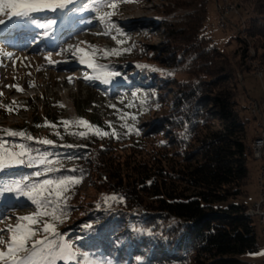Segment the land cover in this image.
<instances>
[{
	"label": "trees",
	"instance_id": "trees-1",
	"mask_svg": "<svg viewBox=\"0 0 264 264\" xmlns=\"http://www.w3.org/2000/svg\"><path fill=\"white\" fill-rule=\"evenodd\" d=\"M208 1L196 0L197 9L194 7V13L184 22L189 25L187 32L174 30L175 23L162 20L163 25L169 26L166 30L172 28L170 36L179 44L171 52L167 64L159 62L154 52L150 53L151 59L171 68H180L183 77L167 75L156 80L161 90L156 91V101L169 110V114L157 122L159 127L151 128L145 134L136 132L133 143L123 149L115 141L127 139L123 136L126 133L94 120L102 131H115L122 137L97 135L95 147L57 145L56 150L51 147V154L59 152L51 156L59 157L66 151V155L75 159V165L74 168L60 166L62 170L49 177L72 176L83 180L92 174L94 179L89 184L99 190V200L94 205L99 211L92 210L88 216H83L79 230L67 231V234L71 233L69 241L78 253L102 256L115 264H197L208 261L210 264H264V261L251 263L243 258L245 253L258 249L256 226L245 214L249 204L243 200L249 195L248 164L254 159L252 142L256 138L248 128L257 120L247 105L251 102L262 105L264 100L258 102L249 97L245 98L247 105L240 106L241 94L235 88L211 96V84L215 82L211 66L224 50L206 31ZM237 3L250 13L246 18L248 34L259 36L260 32L264 35V7L258 0L253 3L239 0ZM260 55L262 57L264 52ZM178 56L180 58L174 63L173 58ZM228 78L235 80L233 73L224 77ZM166 88H169L167 93L172 94L170 105L164 96ZM209 102L216 110L206 107ZM55 120L61 122L57 117ZM41 122L38 118L33 125L38 127ZM156 134L164 137L165 143L146 146L144 138L152 139ZM15 139L17 144L32 152L48 149L34 140ZM8 145L11 148L12 144ZM170 146L177 148L173 153L177 157L185 156V164L165 151ZM192 146L193 150H189ZM123 150H128L127 154L121 155ZM30 168L33 173L36 171L34 167ZM97 168L104 169L106 179L96 174ZM124 178L128 180L124 182ZM81 183L67 201L68 214L72 207L70 201ZM113 194L122 197V201L105 203L104 197ZM128 221L133 230L128 229Z\"/></svg>",
	"mask_w": 264,
	"mask_h": 264
},
{
	"label": "rangeland",
	"instance_id": "rangeland-1",
	"mask_svg": "<svg viewBox=\"0 0 264 264\" xmlns=\"http://www.w3.org/2000/svg\"><path fill=\"white\" fill-rule=\"evenodd\" d=\"M77 1L75 0L74 5L70 4L66 8H73L72 12L75 9L78 10V8H74ZM222 1L209 0L207 6L206 31L213 37L216 45L224 50L222 56L215 57V63L211 66L215 80L211 84L213 85L211 96H218L220 91H224L227 88H235L241 94L240 106L247 105L248 102L245 101V98L249 97L261 102L264 100V55L260 57V54L264 52V35L260 32H258L259 36L248 34L246 18L250 13L247 12L245 7L239 6L237 3L239 0H226L235 5L237 12L230 11L226 16L228 20L226 26L220 28L218 12ZM247 1L253 3L254 0ZM78 2V5L81 4L80 8H83L89 0H80ZM258 2L264 7V0H258ZM194 7L196 9L198 7L196 0H133L130 3H120L116 14L111 17L108 23H105L97 17L105 11H109V9L104 7L100 11H96L95 6H93L88 10H83L87 11V18L84 20L80 19L82 23H85L79 26L80 30L77 29V33L73 34L69 40L61 42L58 47H54L55 39L51 40L53 45L51 47L46 43L40 47L38 46L39 48H34L33 46L38 41V38L34 36L29 41L17 40L15 32L8 34L9 36H0V48L10 52L14 51L12 52L14 54L12 59L0 56V93H2L0 95V129L24 131L32 136L34 141L42 139L52 140L53 145H46L48 147L46 152L34 151L32 153L34 155L44 154L58 161L55 165L56 167L64 165L66 168H74L75 165V159L66 155V151L58 155L59 157L51 156L59 154V152H52V154L50 152L56 150L58 148L57 145L62 147L68 145L82 148L95 147L97 143L96 137H98L93 134L95 128L90 129L87 126H79L76 123L64 125L61 123L62 121L75 122L82 118L95 127L98 126L95 125L94 120H100L103 123L111 122L116 131L127 133L123 135L127 139L115 141V144L122 145V148L128 147L130 143H133L136 132L145 134L151 128L159 127V123H157L159 119L169 114V110L162 103L156 101V91H161L159 86L156 85V80L167 75L180 79L183 74L180 73V68H171L157 63L151 59L153 55L150 53L154 52V56L159 62L162 61L167 64L166 62L171 57V52L179 44L178 40L170 36V30L173 28L174 30L187 32V26L189 25L184 22L192 16ZM71 11L69 12L72 13ZM44 12H48L49 16L51 11ZM77 13L74 12L68 15L67 19L72 20ZM0 18L5 21L9 20L7 16H0ZM48 19L53 18L47 17L46 21ZM10 20L14 27H36L34 24L20 18L13 17ZM162 20H165L166 23L170 21L175 24L170 30H166L169 26L163 25ZM57 24L58 21L53 28ZM112 24L120 30L119 33L111 27ZM36 28L38 29V27ZM104 32L109 34L98 35V33ZM120 40L125 42L119 44L118 41ZM82 41L87 43H81ZM68 45L79 46L88 53L94 52L95 49L90 46H95L100 51L96 53L94 62L103 65L106 71L119 72L121 75L111 78L108 83H104L102 79H96L95 77L99 73L86 65L80 64L79 54L76 56L72 55L74 48L62 55H56L57 52H60L61 49ZM49 48L52 51H48ZM105 49H118L121 50V54L110 55L105 58L103 52ZM123 49L131 50L124 52L122 51ZM244 51L246 52L245 56L243 54ZM49 54H51V59L57 61V63H48L45 57ZM179 58L180 56L177 59L173 58L172 61L175 63ZM14 59H20L22 63L18 64ZM140 65L145 67H140ZM232 73L235 80H231V78L224 79L225 76ZM86 74L93 78L85 79ZM69 78H71V82ZM17 87L22 89V91L17 90ZM154 88L157 89L155 90ZM152 89L154 91H152L151 97L149 93ZM164 91L166 92L164 96L168 99V105H170L172 94L167 93L169 88ZM110 105L115 107H110ZM206 107H213L212 109L216 110V107L211 102L206 104ZM9 108H12L13 111L9 112ZM258 108L257 120L251 123L248 128L254 134L264 132V103L258 105ZM127 114L136 116V119H129ZM122 116L124 119H121ZM55 117L59 118L61 122H56ZM38 118L42 119V125L51 124L53 126L35 127L33 123ZM125 124L131 125V130L124 127L123 125ZM82 131L87 133L83 138L72 134ZM152 132L155 133V130L152 129ZM118 136L122 137L119 134ZM0 138L7 141L9 149L14 145H20L17 144L16 137L7 136L5 133L0 132ZM17 138L20 139L19 137ZM144 140L147 141L146 146L150 144L159 145L161 142L165 143L164 141H166L160 134H156L152 139L144 138ZM10 143L12 144L11 148L8 145ZM193 146L189 150H193ZM51 147H53V150ZM166 149L165 151L171 152V157H175L176 161L183 164L186 163L184 160L185 156L181 158V156L177 157L173 154L177 148L170 146L169 149L168 147ZM127 152L128 150H123L121 155L127 154ZM259 165L260 162L255 159L250 160L248 164L250 170V183L247 186L249 195L243 199L247 203L254 199L257 191L256 177ZM31 169L27 166L10 168L0 174V176L6 181L25 175L30 176L33 181L51 178L44 176L33 177ZM33 169H36V171L42 170L35 167ZM96 174H99L102 179L107 177L106 172L102 168H97ZM121 178L123 177L121 176ZM91 179H94L92 174H88L83 178L77 193L70 201L72 203L71 213L68 214L62 223L58 224L57 231L62 233L64 239L68 242H70L71 233L67 234V231L74 232L79 230L78 226H81L83 216H88L92 210L99 211V209L94 208L96 200H99L97 197L99 190L89 184ZM127 180L128 178L123 179L124 182ZM13 194L5 193L0 196L1 198L6 196V199H10V205L8 203L1 206L0 228L15 225L17 217L36 211V206L31 204L25 197H17L15 194V197H12ZM141 196L145 197L144 194ZM254 224L256 226L258 249L251 253H245L243 258L251 263H259L264 261V255H259V253H264V232L257 218H254ZM127 227L129 230H133V225L130 221H128ZM8 235V233H4L6 240ZM41 238L42 236L40 235L36 236V239ZM53 238L59 240V237ZM77 261H79V264H115L102 256L96 257L85 254L81 257L80 253L77 255V260L72 261L71 264H77ZM210 263L211 261L197 264ZM56 264H63V262L58 260Z\"/></svg>",
	"mask_w": 264,
	"mask_h": 264
},
{
	"label": "snow or ice",
	"instance_id": "snow-or-ice-1",
	"mask_svg": "<svg viewBox=\"0 0 264 264\" xmlns=\"http://www.w3.org/2000/svg\"><path fill=\"white\" fill-rule=\"evenodd\" d=\"M133 0H89L81 11L88 10L95 6L96 11H100L101 8H108L109 11L103 12L97 18L105 23L111 20V17L116 14V10L120 3H130ZM75 0H0V16H7L10 20L13 17L21 18L34 24L39 29L43 30L44 36L50 35V30L57 23L55 19H48L45 22L37 23L34 18V14L43 11H57L65 9L68 5L74 4ZM5 20L0 18V25H3ZM111 27L117 31L120 30L112 24ZM108 35V32L98 33ZM125 41H118L119 44H123ZM87 43V42H81ZM95 49L94 52L88 53L85 49H81L79 46L68 45L67 47L57 52L56 55H62L68 52L70 49H75L72 55L79 54V63L86 65L93 71L99 74L96 79H102L104 83H108L111 78L120 76L119 72L106 71L104 66L95 63L96 53L99 49L95 46H90ZM131 49H123L127 52ZM105 58L110 55L121 54V50H103ZM13 53L5 49L0 48V56L12 59ZM49 64L57 63L51 59V54L45 57ZM140 67H145L140 65ZM93 77L85 75V79H91ZM71 82V78H69ZM32 86V85H30ZM12 87V86H9ZM17 90L22 91L19 87ZM2 95V93H0ZM134 95H136L134 93ZM146 102V101H145ZM15 103V102H13ZM110 107H115L110 105ZM9 112L13 111L12 108L8 109ZM128 118L135 120L136 116L127 114ZM121 119H124L122 116ZM64 125L76 123L79 126H87L88 128H95L94 135L106 136L111 135L118 138L115 131L104 132L98 127L91 125L84 119H79L75 122L62 121ZM111 128V122H107ZM41 126H53L51 124L37 125ZM131 130V125H123ZM138 131V130H137ZM0 132L5 133L10 137H19L27 140H34V138L24 131H15L11 129H0ZM73 135H79L81 138L87 135L86 132L72 133ZM127 134V133H126ZM45 145H53V141L49 139H42L36 141ZM163 143V142H161ZM71 147V145H68ZM58 161L51 159L44 154H33L32 150L24 145H14L11 149L7 146V141L0 138V174L4 173L7 169L15 168L19 166L35 167L37 170L32 173L33 177H49L54 172H59L62 169L55 165ZM70 171H75L71 169ZM82 182L81 177L72 176H59L55 178H44L41 180L33 181L30 176H22L17 179H11L6 181L0 176V196L5 193H14L17 197H25L31 204L36 206V211L24 216L17 217V223L15 225H8L5 228H0V264H56V261H62L63 264H71L72 261L77 260V251L74 249L72 243L66 241L62 233L57 231L58 224L62 223L68 216V204L73 189ZM122 197H117L115 194L104 197V202L109 200H121ZM47 218V219H45ZM11 219V217H9ZM86 228H91L92 225H85ZM4 233H8L7 240L4 237ZM42 236L41 239H36V236ZM53 237H59V240ZM80 255H85L81 253ZM264 255V253H259ZM79 264V261H77Z\"/></svg>",
	"mask_w": 264,
	"mask_h": 264
},
{
	"label": "bare ground",
	"instance_id": "bare-ground-1",
	"mask_svg": "<svg viewBox=\"0 0 264 264\" xmlns=\"http://www.w3.org/2000/svg\"><path fill=\"white\" fill-rule=\"evenodd\" d=\"M78 1H80V0H78ZM78 1L76 2L75 6H74V8H78V10L75 9V11H73V12L71 11L73 8H65L62 10H57L55 12L51 11L49 13L50 14L49 16H48V12H44V11L34 14V18L37 21V23H40V21L45 22L47 17H51V18L55 19L56 21H58L57 26L54 27L55 28L54 30H52L54 32H55V30H59V35H58L57 39H55L56 43L54 44V47H58L61 42L65 41V40L66 41L69 40V38H71V36L73 34L77 33L78 30H80V29H79V26L76 25V23L78 21H81L80 19L84 20L87 18V16H86L87 11H81L80 10V9H82V7L80 8L81 4L78 5V3H79ZM69 11H71L72 13H70ZM74 12H78V13L75 16H73L72 20H70V19L68 20L67 19L68 15L73 14ZM58 16H60V17H58ZM84 16H85V18H84ZM66 20L69 22H67ZM12 32H15L17 35V40H21V41H24V40L29 41L32 39L33 36L38 38L37 43L33 46L34 48L35 47L39 48L40 46H42L43 44H46V43L48 44L49 47L53 46L51 44V40H52L51 35L43 36L42 35L43 30H41L39 28L37 29L36 27H23V26L14 27L11 20H6L3 25H0V36H2V37L9 36L8 34H11ZM62 36H64V37H62ZM50 49L51 48H49L48 51H52ZM12 52H14V51H12ZM14 61L18 64L22 63V60H20V59H14ZM262 139L264 142V132H262ZM255 140H256V138H255ZM255 140H254V142H255ZM252 150H253L252 156L256 160L257 149L255 146H252ZM260 155L264 156V147H260ZM12 197H15V195L13 194ZM6 198H7L6 196L3 198L0 197V209H1L2 205H6L8 203L10 205V199L9 198L6 199ZM13 203H14V200H13ZM249 206H250V204L248 205L247 209L245 210V214L248 215L251 218V220L252 219L254 220V218H257L258 223L262 226V218L258 217L256 212H251Z\"/></svg>",
	"mask_w": 264,
	"mask_h": 264
},
{
	"label": "built area",
	"instance_id": "built-area-1",
	"mask_svg": "<svg viewBox=\"0 0 264 264\" xmlns=\"http://www.w3.org/2000/svg\"><path fill=\"white\" fill-rule=\"evenodd\" d=\"M230 11L237 12V9L234 4L229 1L223 0L219 5L218 12V24L220 28H224L227 23V14ZM248 110L253 115H257L259 113L258 104L256 102H251L247 105ZM262 127V126H261ZM252 146H255L257 149V157L256 160L260 162L257 176V187H258V196L250 203V211L256 212L258 217L262 218V231L264 232V156L260 155V147H264V142L262 139V132L256 134L255 142H252Z\"/></svg>",
	"mask_w": 264,
	"mask_h": 264
},
{
	"label": "crops",
	"instance_id": "crops-1",
	"mask_svg": "<svg viewBox=\"0 0 264 264\" xmlns=\"http://www.w3.org/2000/svg\"><path fill=\"white\" fill-rule=\"evenodd\" d=\"M257 176H258V174H257ZM256 180H257V177H256ZM257 196H258V187H257V191H256V194H255V197H254V199H256V198H257ZM254 199H253V200H254ZM253 200H252V201H253ZM252 201H251V202H252ZM251 202H249L248 204H250Z\"/></svg>",
	"mask_w": 264,
	"mask_h": 264
}]
</instances>
